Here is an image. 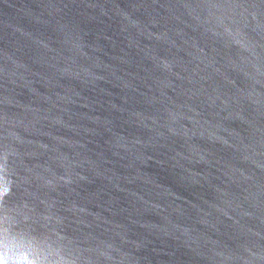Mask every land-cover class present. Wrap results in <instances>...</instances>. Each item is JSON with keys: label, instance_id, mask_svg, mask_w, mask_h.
<instances>
[{"label": "water", "instance_id": "95a60500", "mask_svg": "<svg viewBox=\"0 0 264 264\" xmlns=\"http://www.w3.org/2000/svg\"><path fill=\"white\" fill-rule=\"evenodd\" d=\"M0 264H264V0H0Z\"/></svg>", "mask_w": 264, "mask_h": 264}]
</instances>
